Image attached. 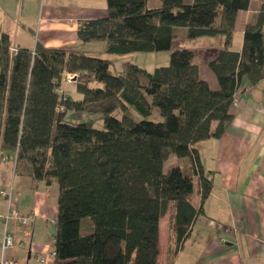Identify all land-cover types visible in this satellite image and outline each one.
Wrapping results in <instances>:
<instances>
[{
	"label": "trees",
	"instance_id": "obj_1",
	"mask_svg": "<svg viewBox=\"0 0 264 264\" xmlns=\"http://www.w3.org/2000/svg\"><path fill=\"white\" fill-rule=\"evenodd\" d=\"M159 1L148 8L147 0H106V16L79 21L76 37L103 41L113 56L222 37L207 62L216 89L199 77L189 49L172 51L168 65L152 71L123 61L114 75L109 59L40 43L11 55L8 35L0 38V153L15 159V173L58 187L52 264H157L161 217L171 207L170 231L181 241L201 211L188 201L193 178L201 202L211 190L195 145L228 130L244 80H264V4L243 25L237 52L236 16L251 0ZM176 28L184 29L181 36ZM62 82L73 83L80 98H65ZM154 108L162 121L148 119ZM68 112L100 114L102 129L92 119L71 121ZM170 155L188 158L190 171L164 172Z\"/></svg>",
	"mask_w": 264,
	"mask_h": 264
},
{
	"label": "crops",
	"instance_id": "obj_2",
	"mask_svg": "<svg viewBox=\"0 0 264 264\" xmlns=\"http://www.w3.org/2000/svg\"><path fill=\"white\" fill-rule=\"evenodd\" d=\"M263 4L264 0H251L247 10L237 13L232 50L240 52L243 25L254 21ZM106 14V0H0V38L7 34L12 47L33 49L40 43L74 51L81 45L76 37L79 21L103 18ZM222 40L216 52L222 48ZM198 70L199 77L212 89L218 87L212 72L204 71L202 77L199 64ZM65 83L60 85L64 96ZM236 97L239 104L230 110L233 120L224 135L195 145L204 176L211 183L210 193L201 202L198 180L193 178L188 201L201 211L177 243L170 231L171 207L161 217L157 264H264V80L255 86L244 80ZM12 166L11 159L0 164V189H11L19 212L35 216L29 236L9 225L8 232L14 235L15 242L24 241L25 246L7 250L5 257L28 264L33 256L53 249V244L50 248L43 238L47 220L56 218L58 187L55 183L35 182L25 173H15ZM176 166L186 173L190 171L189 159L175 155L163 163V171ZM4 210L5 202L0 199V214ZM53 234L54 231L50 234L51 243Z\"/></svg>",
	"mask_w": 264,
	"mask_h": 264
},
{
	"label": "rangeland",
	"instance_id": "obj_3",
	"mask_svg": "<svg viewBox=\"0 0 264 264\" xmlns=\"http://www.w3.org/2000/svg\"><path fill=\"white\" fill-rule=\"evenodd\" d=\"M160 5L159 0H147L146 7L148 8H157ZM184 29L176 28L175 35L181 36ZM238 35H236L237 38ZM222 40L221 37H202L191 40H175L171 49L167 51L160 52H134L125 56H113L109 55L105 52V44L103 41H91V42H80L81 45L78 46L76 53L84 54L91 57H98L103 59L111 60L110 71L112 74L119 73V66L123 61H127L130 63H134L139 67H142L148 71H152L154 68L159 66H166L169 63V55L172 51L177 49H189L194 53V62L200 65V72L202 77L204 76V71L211 74V71L206 65L208 59H211L216 52L218 42ZM86 44H102L100 45H86ZM81 46V47H80ZM85 46V47H84ZM63 91L67 98L77 99L80 98V95L75 91V87L73 83L66 82L63 84ZM129 114L133 117L134 120L139 121L142 119L141 115H139L134 109H130ZM116 117H120V114H115ZM66 118L74 121H87L89 119L93 120V127L96 129H102V120L100 119V114H84L82 117L78 114H72L68 112L66 114ZM151 121H162V117L159 115L157 109H153L151 116L148 118ZM50 219L47 220V230L44 232L43 242L49 244L51 248L52 244L50 238V234L55 231V226L50 223ZM28 264H40L36 257H32L29 260Z\"/></svg>",
	"mask_w": 264,
	"mask_h": 264
},
{
	"label": "built area",
	"instance_id": "obj_4",
	"mask_svg": "<svg viewBox=\"0 0 264 264\" xmlns=\"http://www.w3.org/2000/svg\"><path fill=\"white\" fill-rule=\"evenodd\" d=\"M10 54L13 55L16 53V48L11 47L9 49ZM72 75L67 74L66 79L69 81L72 79ZM238 99L235 96L232 102L231 108L238 107ZM9 160L5 155L0 153V164ZM13 162L12 171L15 169V159H11ZM0 199L5 202V210L0 214V220L2 223V238L0 240V264H20L18 261L5 257V252L7 250L13 249L15 247L23 248L25 246L24 241H20L18 243L15 242L14 235L8 232V227L10 224H13L16 228H18L22 235L29 236L30 235V227L34 222V214H23L19 212L12 201L11 189L4 190L0 189ZM51 223L54 224L55 220H51ZM55 258V252L52 249L48 253L38 254L36 256L37 261L40 264H47L48 261L53 262Z\"/></svg>",
	"mask_w": 264,
	"mask_h": 264
},
{
	"label": "water",
	"instance_id": "obj_5",
	"mask_svg": "<svg viewBox=\"0 0 264 264\" xmlns=\"http://www.w3.org/2000/svg\"><path fill=\"white\" fill-rule=\"evenodd\" d=\"M75 79H73V81H74Z\"/></svg>",
	"mask_w": 264,
	"mask_h": 264
}]
</instances>
